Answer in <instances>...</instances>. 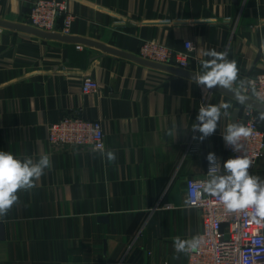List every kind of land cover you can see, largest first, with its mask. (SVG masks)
<instances>
[{"label": "crops", "instance_id": "0c3cea01", "mask_svg": "<svg viewBox=\"0 0 264 264\" xmlns=\"http://www.w3.org/2000/svg\"><path fill=\"white\" fill-rule=\"evenodd\" d=\"M34 1L0 0V22L29 25ZM67 2L74 14L69 35L88 41L0 25V150L52 160L0 217V264H185L188 253L174 258V238L190 239L201 229L198 210L185 205V181L205 176L207 153L229 159L222 133L247 104L219 87L204 97L190 75L103 46L136 54L144 40L174 50L189 40L193 73L208 59L204 50H227L249 81L264 70V0ZM88 76L98 88L83 94ZM249 90L248 84L252 100ZM222 102L232 104L230 115L212 136L194 140L199 133L191 124L201 105ZM65 114L100 119L104 150L115 152V162L90 148L51 146L47 124ZM174 124L176 138L166 134ZM190 145L197 153L187 151ZM249 172L264 179V156Z\"/></svg>", "mask_w": 264, "mask_h": 264}, {"label": "built area", "instance_id": "2783aa9c", "mask_svg": "<svg viewBox=\"0 0 264 264\" xmlns=\"http://www.w3.org/2000/svg\"><path fill=\"white\" fill-rule=\"evenodd\" d=\"M59 18L61 25L58 26ZM73 19L74 14L69 10L67 0H35L28 13L30 26L45 32L58 30L62 35H69ZM183 47V50H174L156 40H144L135 55L150 62L193 72L191 65L197 63L192 57L194 46L187 40ZM249 81L252 99L261 104L253 94V88L264 96V70ZM97 88L95 79L88 76L82 80L83 94H90ZM237 122L253 129V134L243 140V154L255 163L264 156V122L258 120L256 109L249 105L243 108ZM47 141L51 146L69 150L90 148L100 151L105 148V132L100 119L65 114L47 124ZM187 151L197 153L198 146L190 145ZM225 152L229 158L238 155L226 146ZM216 156L221 162V156ZM208 167L206 160L205 176L188 177L185 181V205L198 210L201 222V229L195 235L201 238V244L196 251L188 253L185 264H264V219L257 217L253 220L252 208L230 212L218 199L204 194L203 182L208 179Z\"/></svg>", "mask_w": 264, "mask_h": 264}, {"label": "clouds", "instance_id": "9594fccd", "mask_svg": "<svg viewBox=\"0 0 264 264\" xmlns=\"http://www.w3.org/2000/svg\"><path fill=\"white\" fill-rule=\"evenodd\" d=\"M203 55L208 59L201 62L199 72L190 74V80L195 81L196 86L201 88L204 97L212 89L219 87L233 93L236 101L244 105L249 100L245 92L251 82L247 78H240V69L236 60L228 58L227 50L207 49L203 51ZM253 94L261 101V106L264 108V96L256 93L254 88ZM231 108L230 102L202 104L196 122L191 124V131L199 135H193L192 138L203 142L212 136L218 129L222 117L230 115ZM258 120L264 122V110H258ZM176 128L174 124L166 134L176 138ZM252 134L253 129L240 122L235 121L226 126L222 133L225 146L238 155L221 163L215 153H207L208 179L203 182V193L210 198L218 199L230 212L252 208L254 210L252 219L256 220L257 217L264 219V179L250 174L252 161L243 154V140ZM100 154L102 157L106 156L108 162H115L117 158L112 150L105 152L101 148ZM51 168L52 160L47 154L40 155L38 159L30 156L19 158L12 152L0 150V217L7 216L9 211L20 202L21 191L33 189L45 175V170ZM173 243L177 254L174 258H178L180 253L196 251L201 244V238L193 236L190 239H181L177 236Z\"/></svg>", "mask_w": 264, "mask_h": 264}, {"label": "water", "instance_id": "95a60500", "mask_svg": "<svg viewBox=\"0 0 264 264\" xmlns=\"http://www.w3.org/2000/svg\"><path fill=\"white\" fill-rule=\"evenodd\" d=\"M0 25L5 26V27L20 29V30H23V31H26V32H30V33H33V34H36V35H39V36H42V37H46V38H57V39H60V40H63V41H69V40L81 41V42L88 41V40H85V39H82V38H74V37H71L70 35H62V34L53 33V32L41 31V30H38V29H36V28H34L32 26H29V25L23 26V25H18V24H12V23H9V22H0ZM103 49H105L107 51H110V52H112L114 54H117V55H120V56H125L127 58L136 60V61H138V62H140L142 64H145L147 66H151V67H155V68H159V69H164V70H168V71L175 72V73H182V74H186V75H190L191 73H193V72H190V71H187V70H181V69L175 68V67H173L171 65H163V64H157V63H154V62H150V61H147V60L139 58L135 54L124 52L122 50H118V49H115V48H110V47L103 46ZM246 104L249 105V106H252L255 109L264 110V108H262L261 104L256 102L253 99L246 101ZM233 122H234V120H233Z\"/></svg>", "mask_w": 264, "mask_h": 264}]
</instances>
